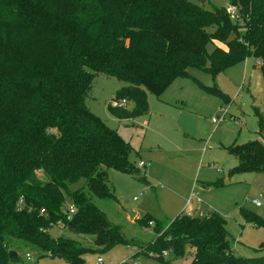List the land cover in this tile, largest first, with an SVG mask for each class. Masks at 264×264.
<instances>
[{
    "label": "trees",
    "instance_id": "1",
    "mask_svg": "<svg viewBox=\"0 0 264 264\" xmlns=\"http://www.w3.org/2000/svg\"><path fill=\"white\" fill-rule=\"evenodd\" d=\"M229 5L237 6V18L224 7L205 9L192 0H0V264L13 260L7 252L16 251L18 243L66 264H85L83 255L93 248L103 252L128 245L91 202L92 196H112L107 169L138 174L127 143L86 106L93 78L103 73L124 83L113 99L132 107L108 105L119 119L147 114L148 93L159 97L173 80L189 76L190 67L215 78L253 57L264 85V0ZM194 81L230 102L215 85ZM253 111L261 135L263 116L256 107ZM226 151L237 160L231 173L264 171L262 141L233 144ZM81 179L84 189H69ZM67 203L75 207L69 220ZM241 212L264 226V220ZM57 222L66 233L91 237L94 247L63 234L51 237L48 229ZM154 229L147 251L167 264L172 261L163 260L162 252L179 254L186 244L193 247L190 264H264V256L231 252L216 211L179 214Z\"/></svg>",
    "mask_w": 264,
    "mask_h": 264
},
{
    "label": "rangeland",
    "instance_id": "2",
    "mask_svg": "<svg viewBox=\"0 0 264 264\" xmlns=\"http://www.w3.org/2000/svg\"><path fill=\"white\" fill-rule=\"evenodd\" d=\"M205 9L228 8L230 0H192ZM212 29V28H211ZM212 45H207L211 51ZM189 76L178 77L160 97L148 93V113L135 118L119 119L108 110L116 91L124 84L114 77L97 73L87 93L85 103L107 127L114 130L130 148L129 163L138 174L107 169L111 197L92 196L91 202L107 220L118 227L127 244H116L103 252L94 251L92 238L66 233L57 226L48 229L51 237L60 234L82 240L93 248L83 257L85 264L128 263L167 264L148 252L146 246L155 236L157 224L166 225L190 207L216 211L224 219L231 252L240 257L264 256V226L248 221L242 210L264 220V171L233 172L236 158L226 148L249 140L264 141V85L259 64L253 57L239 61L212 78L209 73L193 67ZM215 85L230 97L225 104L218 97L206 93L197 82ZM263 116L262 134H257V116L254 114L250 92ZM261 91L263 93H261ZM262 95V96H261ZM262 99V100H261ZM262 101V102H261ZM222 105V107H220ZM126 102L123 108L130 109ZM220 117L217 124L213 117ZM142 160L145 166H138ZM39 179L44 180L41 172ZM222 183L215 185V182ZM84 189V181L69 185L70 190ZM259 205H256L255 202ZM67 203L66 206H68ZM149 218L152 225H143ZM18 259L9 264H66L61 257L40 256L28 244H15ZM148 252V253H147ZM163 260L171 264H190L193 247L186 244L182 252L164 250ZM26 253L30 254L27 258Z\"/></svg>",
    "mask_w": 264,
    "mask_h": 264
},
{
    "label": "built area",
    "instance_id": "3",
    "mask_svg": "<svg viewBox=\"0 0 264 264\" xmlns=\"http://www.w3.org/2000/svg\"><path fill=\"white\" fill-rule=\"evenodd\" d=\"M226 11L231 16V18H233V19L238 17V8H237L236 5H230L228 8H226ZM126 102L127 101L125 99H120V100L113 101L112 107L123 108L125 106ZM219 120H220V117L219 116L212 118V121L215 122V123H217ZM138 165L140 167H143L146 164H145L144 161H140L138 163ZM255 204L256 205H259V203L257 201L255 202ZM74 212H75L74 205L73 204H69L67 206V211H66V214H67L66 218H67V220H69L71 218V216L73 215ZM149 224L151 225L152 223L149 222ZM56 226L59 227V228H61L62 223L57 222ZM162 254H165V252L163 251ZM25 256L27 258H29L30 257V254L29 253H26ZM100 263H102V258L98 256L96 258L95 264H100ZM132 264H137V263H136V261H133Z\"/></svg>",
    "mask_w": 264,
    "mask_h": 264
},
{
    "label": "crops",
    "instance_id": "4",
    "mask_svg": "<svg viewBox=\"0 0 264 264\" xmlns=\"http://www.w3.org/2000/svg\"><path fill=\"white\" fill-rule=\"evenodd\" d=\"M217 44H219V45H222V44H220V43H217ZM256 62H257V64H259V60L258 59H256ZM176 81V80H175ZM175 81H173V82H175ZM247 91L248 92H250V96H251V100L253 101V106H252V108L253 107H256L257 109H258V106L257 105H255V101H254V94L253 93H251V89H250V84L248 83V86H247ZM261 93H263L262 91H261ZM262 96V95H261ZM160 97V96H159ZM158 97V98H159ZM147 99H148V95H147ZM262 100V99H261ZM128 102V101H127ZM262 102V101H261ZM128 103H131V102H128ZM132 107V106H131ZM220 107H222V105H220ZM260 112V111H259ZM127 119H129V118H127ZM212 123L214 124L215 122H213L212 121ZM215 124H217V123H215ZM263 143H264V141H262ZM140 161H142V160H140ZM139 161V162H140ZM237 161V160H236ZM138 162V163H139ZM237 163V162H236ZM139 166V165H138ZM234 167V166H233ZM136 170H138V173H139V169H136ZM210 210H198V211H196V209H194V207H190L189 208V211H187V213L186 214H188V215H203V214H206L207 212H209ZM150 225V224H149ZM152 225V224H151Z\"/></svg>",
    "mask_w": 264,
    "mask_h": 264
},
{
    "label": "water",
    "instance_id": "5",
    "mask_svg": "<svg viewBox=\"0 0 264 264\" xmlns=\"http://www.w3.org/2000/svg\"><path fill=\"white\" fill-rule=\"evenodd\" d=\"M201 2H204V0H200ZM7 255H8V257L10 258V259H17L18 258V254H17V252L16 251H14V250H9L8 252H7Z\"/></svg>",
    "mask_w": 264,
    "mask_h": 264
}]
</instances>
